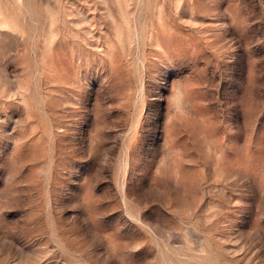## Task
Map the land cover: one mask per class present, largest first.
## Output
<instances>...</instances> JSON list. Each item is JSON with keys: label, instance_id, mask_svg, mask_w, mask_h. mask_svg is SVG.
Instances as JSON below:
<instances>
[{"label": "rangeland", "instance_id": "1", "mask_svg": "<svg viewBox=\"0 0 264 264\" xmlns=\"http://www.w3.org/2000/svg\"><path fill=\"white\" fill-rule=\"evenodd\" d=\"M0 264H264V0H0Z\"/></svg>", "mask_w": 264, "mask_h": 264}]
</instances>
